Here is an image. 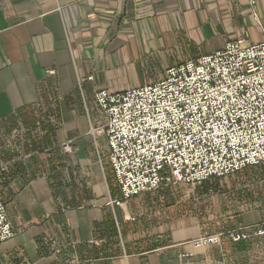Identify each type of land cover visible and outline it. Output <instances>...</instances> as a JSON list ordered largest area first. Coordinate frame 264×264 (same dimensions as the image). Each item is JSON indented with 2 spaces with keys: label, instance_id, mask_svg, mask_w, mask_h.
<instances>
[{
  "label": "crops",
  "instance_id": "crops-1",
  "mask_svg": "<svg viewBox=\"0 0 264 264\" xmlns=\"http://www.w3.org/2000/svg\"><path fill=\"white\" fill-rule=\"evenodd\" d=\"M263 39L264 0H0V202L15 232L0 264H221L215 246L191 247L198 225L147 221L152 197L111 204L94 94ZM67 140L73 153H55ZM236 219L226 233L264 224V211Z\"/></svg>",
  "mask_w": 264,
  "mask_h": 264
},
{
  "label": "built area",
  "instance_id": "built-area-1",
  "mask_svg": "<svg viewBox=\"0 0 264 264\" xmlns=\"http://www.w3.org/2000/svg\"><path fill=\"white\" fill-rule=\"evenodd\" d=\"M94 100L105 124L92 134L105 137L116 207L163 187L199 186L264 164V39L228 41L167 68L161 80L99 90ZM222 236L202 235L190 245H219ZM14 237L0 202V244ZM252 237L264 239V224L227 233L233 244Z\"/></svg>",
  "mask_w": 264,
  "mask_h": 264
},
{
  "label": "rangeland",
  "instance_id": "rangeland-1",
  "mask_svg": "<svg viewBox=\"0 0 264 264\" xmlns=\"http://www.w3.org/2000/svg\"><path fill=\"white\" fill-rule=\"evenodd\" d=\"M144 74L145 82L152 83L161 80L164 72ZM142 83L140 78L136 84L140 86ZM92 135L97 136L95 133ZM65 144L70 147L68 151L63 149ZM59 149L61 151L55 153H61L62 156L71 155L73 141L63 142ZM95 152V157L101 162L107 183L110 185L113 181L104 164V143H99L98 139ZM144 196L153 198L154 206H151V211L145 216V219L151 220L153 224L161 219H173L185 221L184 223L191 226L198 225L202 229L201 235L223 234L221 243L215 245L218 249L216 253L223 260L221 264H264L263 238L252 237L236 247L228 240L226 233L238 226L236 217L241 213L250 209L264 211V164L199 186L163 187Z\"/></svg>",
  "mask_w": 264,
  "mask_h": 264
},
{
  "label": "trees",
  "instance_id": "trees-1",
  "mask_svg": "<svg viewBox=\"0 0 264 264\" xmlns=\"http://www.w3.org/2000/svg\"><path fill=\"white\" fill-rule=\"evenodd\" d=\"M261 166H263V165H261ZM261 166H259V167H261ZM255 168H258V167H255ZM215 180H217V179H212V180H209V181H207V182L215 181ZM205 183H206V182H205ZM242 244H244V242L234 243V245H235L236 247H238V246H240V245H242Z\"/></svg>",
  "mask_w": 264,
  "mask_h": 264
}]
</instances>
